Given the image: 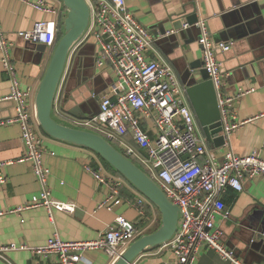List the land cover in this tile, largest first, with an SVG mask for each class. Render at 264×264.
Instances as JSON below:
<instances>
[{
  "label": "crops",
  "instance_id": "obj_1",
  "mask_svg": "<svg viewBox=\"0 0 264 264\" xmlns=\"http://www.w3.org/2000/svg\"><path fill=\"white\" fill-rule=\"evenodd\" d=\"M35 1L37 0H0V20L8 39L14 44L12 57L20 88L31 89L34 110L36 95L53 49L47 47L46 52L40 53L36 51L34 44L28 43L19 35L30 32L38 21L53 22L60 29L58 42L62 36L63 15L66 13L59 0H45L59 10V16L36 11L32 7ZM126 2L135 18L156 39L149 58L170 65L184 89L200 78V75L192 74L189 56L193 61L202 60V49L198 43L199 29L195 25L182 28L180 23L195 14L198 19L207 21L214 42L232 45L229 52L217 53L223 72L227 75L225 92L233 95L240 88L255 89L235 105L237 119L251 121L232 134L228 147L216 148L209 143L208 146L217 161H222L229 151L242 157L257 151L264 159V118H259L264 113V0ZM165 33L166 36L162 35ZM98 55L99 47L91 38L82 42L71 56L55 111L57 117L71 125L77 126L79 122L96 117L100 112L102 97L111 94L117 83L110 67L97 66ZM1 57L0 53V99L11 90V77L1 63ZM186 98L192 109L187 95ZM74 109L79 110L78 116L70 115L69 112ZM14 115L12 103L0 104V121ZM144 129L150 136L156 137L152 124L148 121H145ZM39 133L44 137L47 151L44 165L51 171L48 183L51 195L57 201L74 205L76 210L73 214L55 210L53 217H50L45 208L25 209L33 197L41 194L43 187L35 176L32 165L20 162L26 149L19 125L2 126L0 172L5 176L6 183L0 184V213L3 214L0 215V247H43L55 234L64 241L95 240L114 225L119 216L125 217L137 228L144 219L147 220L148 225L144 229L138 228L143 235L151 234L160 227V212L149 201L146 212L150 210L151 217L146 213L145 218H141L137 208L127 203L119 205L113 211L98 208L106 198L107 189L84 170L85 163L97 161L107 173L120 175L107 168L92 151L52 139L40 127ZM202 134L205 138L203 131ZM122 190H125L124 195L122 193L125 199L134 200L142 196L126 181ZM225 203L230 215L227 219L218 217L216 222L223 233L224 243L236 252L244 264H264V176L246 181L242 192L229 189ZM94 253L96 252H90L86 256L88 263L83 264L112 263L103 252L101 254L105 257L99 258H93ZM6 256L8 261L0 258V264H54L57 260L54 256L38 257L28 250L10 251ZM103 259L106 261H102ZM174 262V255L166 245L146 252L133 264ZM194 264L230 263L225 262L217 253L202 249Z\"/></svg>",
  "mask_w": 264,
  "mask_h": 264
},
{
  "label": "built area",
  "instance_id": "obj_2",
  "mask_svg": "<svg viewBox=\"0 0 264 264\" xmlns=\"http://www.w3.org/2000/svg\"><path fill=\"white\" fill-rule=\"evenodd\" d=\"M87 2L92 22L84 41L95 40L99 47L97 66L110 67L117 83L111 94L102 97L99 114L77 123V126L102 135L119 148L141 166L170 201L181 209L178 231L167 244L174 255V264H194L202 249L217 253L230 264H244L236 252L224 243L223 233L216 222L218 217L227 219L230 215L225 203L229 189L242 192L246 181L264 176V159L257 151L243 157L229 151L222 161H217L187 103L185 89L174 69L163 61L149 58L156 39L131 13L126 0ZM32 7L40 13L59 16V10L45 0L35 1ZM195 26L200 31L198 43L202 47L203 68L216 90L222 136L228 147L232 134L251 121H239L235 105L255 89L240 88L233 95L225 92L227 75L217 53L229 52L232 45L214 42L206 20L198 19ZM183 27L190 25L184 24ZM59 32L57 24L38 21L30 32L20 33L19 36L30 44L54 49ZM13 47L0 20L1 63L11 77L10 93L0 99V104L12 103L15 110L14 116L0 121V127L19 125L26 149L20 162L32 165L43 187L41 194L33 197L25 209L45 208L50 217L55 210L73 214L75 206L55 200L48 188L51 171L44 165L47 154L44 137L39 133L31 104L33 93L31 89L20 88L12 57ZM65 80L66 75L63 82ZM259 118H264V113ZM145 121L152 124L156 137L150 136L144 129ZM186 156L189 158L185 159ZM84 170L107 189L106 198L98 208L113 211L127 203L137 208L141 218H145L148 200L143 196L134 200L125 199L122 196L125 180L121 176L107 173L97 161L85 163ZM5 183L6 178L0 172V184ZM142 235L133 223L119 216L114 225L95 240L64 241L55 234L43 247H0V258L8 261V252L28 250L38 257H57L54 264H83L88 263L86 256L90 252H103L113 262Z\"/></svg>",
  "mask_w": 264,
  "mask_h": 264
},
{
  "label": "water",
  "instance_id": "obj_3",
  "mask_svg": "<svg viewBox=\"0 0 264 264\" xmlns=\"http://www.w3.org/2000/svg\"><path fill=\"white\" fill-rule=\"evenodd\" d=\"M66 13L63 15L62 36L53 49L52 56L38 89L35 100L36 120L42 131L52 139L92 151L105 161L139 194L155 206L161 215L160 227L151 234L140 236L111 264H133L140 256L156 248L166 246L179 228L181 209L173 204L160 186L142 169L125 156L122 151L102 135L82 127L74 126L55 115V103L60 86L65 78L71 56L85 40L91 27L92 14L87 0H59ZM196 15H190L184 24L195 25ZM167 33L162 34L166 36ZM36 51L44 53L47 46L35 45ZM202 49V47H200ZM193 75L200 78L185 88L189 103L207 142L216 148L225 147L222 136L221 112L217 94L203 61H193L189 56ZM195 77V76H194ZM68 97V96H67ZM78 109L70 115L78 116ZM96 116V115H95ZM189 157L186 156L185 159ZM264 236V234H263Z\"/></svg>",
  "mask_w": 264,
  "mask_h": 264
},
{
  "label": "trees",
  "instance_id": "obj_4",
  "mask_svg": "<svg viewBox=\"0 0 264 264\" xmlns=\"http://www.w3.org/2000/svg\"><path fill=\"white\" fill-rule=\"evenodd\" d=\"M59 38H60V35H59ZM100 158V157H99ZM101 159V158H100ZM101 161H102V163H104V165L107 167V168H109L112 172H114L115 174H117V175H119L117 172H115L105 161H103L102 159H101ZM124 192H125V190H122V193H123V195H124ZM147 216L148 217H151V212H150V210H147ZM148 225V221L147 220H143L142 222H141V224L140 225H138V228L139 229H144L146 226Z\"/></svg>",
  "mask_w": 264,
  "mask_h": 264
},
{
  "label": "rangeland",
  "instance_id": "obj_5",
  "mask_svg": "<svg viewBox=\"0 0 264 264\" xmlns=\"http://www.w3.org/2000/svg\"><path fill=\"white\" fill-rule=\"evenodd\" d=\"M139 216H140V215H139ZM152 229H153V228H152ZM152 229H150V230H152ZM150 230H148V231H150ZM92 257H93V258H94V257L99 258V257H105V256H103V254H101V252H100V253H99V252H96V253L92 254ZM105 259H106V258H105ZM105 259H103L102 261H106ZM108 260L111 261L109 257H108Z\"/></svg>",
  "mask_w": 264,
  "mask_h": 264
}]
</instances>
